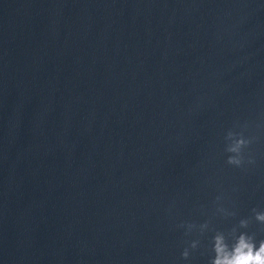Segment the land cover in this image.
Returning <instances> with one entry per match:
<instances>
[{
  "label": "water",
  "instance_id": "water-1",
  "mask_svg": "<svg viewBox=\"0 0 264 264\" xmlns=\"http://www.w3.org/2000/svg\"><path fill=\"white\" fill-rule=\"evenodd\" d=\"M256 212L264 0H0V264H209Z\"/></svg>",
  "mask_w": 264,
  "mask_h": 264
},
{
  "label": "clouds",
  "instance_id": "clouds-1",
  "mask_svg": "<svg viewBox=\"0 0 264 264\" xmlns=\"http://www.w3.org/2000/svg\"><path fill=\"white\" fill-rule=\"evenodd\" d=\"M245 127H247L245 125ZM225 151L229 154L226 163L228 165L243 168L245 164H255L254 158L246 150L253 143L254 137H246L244 132L239 133L228 131L226 136ZM255 220L264 224V212H256ZM250 221L242 219L238 228L229 232L215 231L211 237V258L209 264H264V239H257L255 233L247 231ZM187 232H191L196 226L188 224ZM208 229V224L199 226L203 233ZM200 240H192L189 247L182 252V257L187 260L190 256V249L199 247Z\"/></svg>",
  "mask_w": 264,
  "mask_h": 264
}]
</instances>
